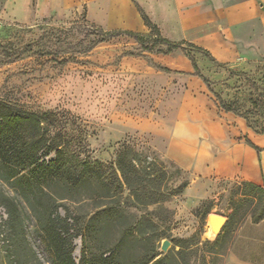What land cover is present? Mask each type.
<instances>
[{
    "label": "rangeland",
    "instance_id": "374dc122",
    "mask_svg": "<svg viewBox=\"0 0 264 264\" xmlns=\"http://www.w3.org/2000/svg\"><path fill=\"white\" fill-rule=\"evenodd\" d=\"M95 27L82 8L31 24L0 16V99L48 111L61 148L41 187L15 186L0 163V264H53L43 242L52 221L72 237L76 264L82 250L89 264L101 256L110 264H264V245L242 237L249 212L260 211L257 194L239 179L196 175L180 155L183 122L196 125L215 94L252 127L264 124V62L243 69L184 44L208 88L178 71L181 50L143 51L126 34L98 41ZM41 153L40 162L57 159ZM119 167L130 169L128 181ZM5 201L16 206L14 222ZM210 213L226 217L217 234L207 233Z\"/></svg>",
    "mask_w": 264,
    "mask_h": 264
},
{
    "label": "crops",
    "instance_id": "0c3cea01",
    "mask_svg": "<svg viewBox=\"0 0 264 264\" xmlns=\"http://www.w3.org/2000/svg\"><path fill=\"white\" fill-rule=\"evenodd\" d=\"M80 8L105 31L148 34L144 14L162 37L201 47L218 63L250 69L264 62V0H0V16L20 24ZM183 62L178 71L192 73L190 60ZM197 118L196 125L183 122L182 166L198 176L264 187V132H255L243 117L217 105ZM242 237L264 245V218L251 222Z\"/></svg>",
    "mask_w": 264,
    "mask_h": 264
},
{
    "label": "trees",
    "instance_id": "16d2710c",
    "mask_svg": "<svg viewBox=\"0 0 264 264\" xmlns=\"http://www.w3.org/2000/svg\"><path fill=\"white\" fill-rule=\"evenodd\" d=\"M143 19L150 28L148 34L127 30L105 31L100 27H95L102 35L98 41H103L109 36L126 34L134 38L143 51L160 52L165 54L170 53L175 49H181L191 62L193 75L200 77L206 86L210 88L209 80L200 73L195 58L186 51L184 42H173L162 37L157 26L144 14ZM158 45H164L166 46V49L160 50L159 48H156ZM186 45L208 53L207 50L195 46L194 44L187 43ZM210 59L215 61L212 56H210ZM161 69L166 72L171 71L165 67H162ZM215 97L219 109L233 112L236 115L243 117L246 120L247 126L252 128L255 132H264V124L259 129L252 127L247 114H238L220 95L215 94ZM48 114V111H30L22 108L19 104L9 103L0 99V163L4 164L11 170L7 178H13L15 186L19 183V186L23 187V181L26 180L28 189H31L33 185L41 187L42 183L52 177L53 170L56 167H59L61 148L55 138L48 132L49 121L46 118ZM247 143L252 145L248 140ZM40 151H42L41 154L54 152L57 155V159L47 163L44 161L40 162L38 156ZM119 169L124 180L128 181L126 172L130 171V169L123 170L120 167ZM24 170H26V172H24ZM84 173V170H79L76 174V178H82ZM240 185L248 186L255 194H257V196L255 195L252 197L257 200L259 207H261L260 211H251L249 213L251 220L253 222H258L264 218V187L244 180H241ZM243 196L248 197L250 195L243 194ZM4 205L9 222H14L17 215L15 204L12 201H5ZM65 221L66 220H64V222ZM65 223L68 225L67 222ZM43 242L47 251L51 255V262L53 264H76L71 255L73 249L72 237L69 236L67 229L63 231V229L53 221L48 223L43 229ZM159 261L160 258H157L151 264H156ZM110 262L109 256H101L100 264H110ZM148 262H145V264ZM80 264H89L88 262L86 263L84 250H82Z\"/></svg>",
    "mask_w": 264,
    "mask_h": 264
},
{
    "label": "water",
    "instance_id": "95a60500",
    "mask_svg": "<svg viewBox=\"0 0 264 264\" xmlns=\"http://www.w3.org/2000/svg\"><path fill=\"white\" fill-rule=\"evenodd\" d=\"M208 220H209V227L211 228L212 233H219L221 230L222 226L226 222V217L220 214L216 213H210L208 215ZM170 244L169 240L165 239L161 243V250L166 251L168 248V245Z\"/></svg>",
    "mask_w": 264,
    "mask_h": 264
},
{
    "label": "bare ground",
    "instance_id": "6f19581e",
    "mask_svg": "<svg viewBox=\"0 0 264 264\" xmlns=\"http://www.w3.org/2000/svg\"><path fill=\"white\" fill-rule=\"evenodd\" d=\"M207 233L209 234H211L212 233V231H211V228L208 226V230H207Z\"/></svg>",
    "mask_w": 264,
    "mask_h": 264
}]
</instances>
